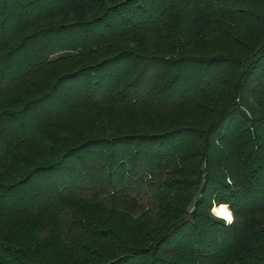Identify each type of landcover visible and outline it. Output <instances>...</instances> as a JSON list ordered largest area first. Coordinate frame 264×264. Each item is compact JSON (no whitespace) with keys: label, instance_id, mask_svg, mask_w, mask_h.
<instances>
[{"label":"trees","instance_id":"obj_1","mask_svg":"<svg viewBox=\"0 0 264 264\" xmlns=\"http://www.w3.org/2000/svg\"><path fill=\"white\" fill-rule=\"evenodd\" d=\"M0 264H264V0H0Z\"/></svg>","mask_w":264,"mask_h":264},{"label":"clouds","instance_id":"obj_2","mask_svg":"<svg viewBox=\"0 0 264 264\" xmlns=\"http://www.w3.org/2000/svg\"><path fill=\"white\" fill-rule=\"evenodd\" d=\"M227 206L226 205H221L217 215L220 217H223L226 222L231 223L233 217L229 211L226 210Z\"/></svg>","mask_w":264,"mask_h":264},{"label":"rangeland","instance_id":"obj_3","mask_svg":"<svg viewBox=\"0 0 264 264\" xmlns=\"http://www.w3.org/2000/svg\"><path fill=\"white\" fill-rule=\"evenodd\" d=\"M221 206V205H220ZM220 206H216V207H218V208H220ZM216 207H213V209H212V213H213V215L214 216H216V217H218V218H221V217H219V216H217L216 214H214V209L216 208ZM227 210H228V208H227ZM229 211V210H228ZM230 212V211H229ZM221 219H223V218H221ZM224 220V219H223ZM225 221V220H224Z\"/></svg>","mask_w":264,"mask_h":264},{"label":"bare ground","instance_id":"obj_4","mask_svg":"<svg viewBox=\"0 0 264 264\" xmlns=\"http://www.w3.org/2000/svg\"><path fill=\"white\" fill-rule=\"evenodd\" d=\"M218 210H219V208H215L214 209V214H216L217 215V213H218ZM227 210V209H226ZM228 211V210H227ZM218 216V215H217ZM220 217V216H219ZM221 218H223V217H221ZM224 219V218H223ZM225 220V219H224Z\"/></svg>","mask_w":264,"mask_h":264}]
</instances>
